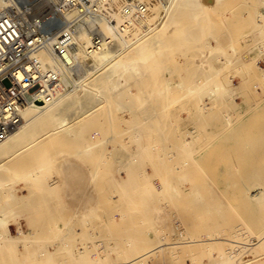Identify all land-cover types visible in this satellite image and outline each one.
I'll list each match as a JSON object with an SVG mask.
<instances>
[{"label":"rangeland","instance_id":"obj_1","mask_svg":"<svg viewBox=\"0 0 264 264\" xmlns=\"http://www.w3.org/2000/svg\"><path fill=\"white\" fill-rule=\"evenodd\" d=\"M198 1L200 4L196 8L197 14L194 16L196 17L194 20L186 22L184 20L185 10H181V15H179L180 10L174 6L162 24L156 26L150 33L132 45L133 49L150 35L156 36L159 40L155 48L132 56L134 62L139 63V68L143 70L139 75L141 79L137 81V74L132 78L126 79L125 77L123 79L127 84L124 85L125 80L120 78L119 82L124 87L117 91L118 95L114 97L117 100L103 94L105 90L101 91L100 95H103L101 104L83 122L75 125L77 132L72 138L64 137L72 142H61L60 137L44 140L39 138L40 144L37 143L38 139L37 142H34L37 147L33 146L38 148V152H23L20 159L24 160L21 163L18 162V166L11 165L14 167L13 169L7 166L9 169L6 168L4 171L1 169L0 264H5L2 260L4 258L1 256L7 257L8 255L5 254L3 245L5 242L8 245L10 241L5 234V228L9 227L11 235L16 236L15 222L22 224L23 236H30L26 241L22 238V241L24 240L23 242L26 243L24 245L37 247L36 251L32 249L33 253L29 249L32 255H29L30 252H26L29 258L19 256L20 253L26 251L20 241L16 244L17 247L13 246V251L18 249L11 254L16 256L17 264H30V261L38 264L40 261L42 262V259L44 264L46 258H50V256L54 261L53 264H97L99 259L106 261L108 258L109 261L113 258V261H117L118 258L134 256L135 249L137 250V248H133L134 246H139L137 251H141V248L145 246L144 239L139 238L141 235L150 241L152 239L153 243L156 241L157 243H172L192 239H213L212 242L199 243L197 247L186 244L175 245L170 250L169 247L165 251H159L151 257H147L150 260L144 259L146 261L144 263L140 261L142 264H213V262L227 264L224 262L231 260L236 254L238 255L241 248L239 250L238 246L240 245L238 244L236 247L234 244L236 251L233 244L229 245L225 239L240 240L247 244L254 242L256 237L264 231V195L259 199H249L252 190L255 188L264 189L260 178L264 172V159H260L248 151L249 147L258 145V142L253 143V141L261 137L262 132L258 127L264 125V0ZM40 5L36 12L47 5L46 0H42ZM193 13L195 14L194 11ZM159 18L160 16H156L154 21ZM169 19L171 22L168 23ZM188 31L195 37L185 39L184 35ZM174 37L175 39H173ZM134 67L136 66L134 65ZM139 68L137 67V69ZM156 104L160 109L156 110L158 115L154 121L148 122L142 116L132 112V110L140 111ZM149 123L156 124L160 132V136H157L159 139H156V134L141 131ZM137 132L141 133L140 142L147 147L143 146L145 150L148 149L147 145L151 142L154 144L152 147L156 146V141H161L167 148L163 152L164 155L167 154V158L165 157L166 159L162 162L163 168L159 167L160 173L157 172L158 167H156L157 175L154 174L155 166L153 167L151 161L156 158L155 155L153 158L152 154L156 153L157 156L159 152L153 151L151 146L149 149L152 151L149 149L147 151L139 149V151L138 148H142V145L139 146L138 144L141 143L137 141V144L135 141L138 139L135 138ZM108 137H112L113 141H108ZM29 144L31 147L33 143H28L24 148H30ZM120 151L121 153L128 152V154L130 152L129 157L121 155ZM17 153L14 152L10 157L15 158ZM73 160H78L88 170L96 172L93 175H96L93 181H96L98 185L96 189L94 187L95 195L98 194L96 196L98 198L97 201L94 200L92 212L93 209L99 210L98 213L102 214L99 217L103 216L101 219L99 218L100 222L96 221L94 217H88L89 213H87L88 215L84 213V217L82 209L77 205L81 211L78 214L79 209L73 207L75 201L69 200L70 190L66 183L67 176L62 174L63 170L57 165L61 163L66 166ZM15 161L17 162V160ZM155 163L153 164L156 165ZM119 164L121 168L124 167V164H128V168L126 167L128 176H126L127 171L123 170L124 168L123 171H120ZM248 172H256V176H249ZM111 179L116 181L109 182ZM106 182L109 184L118 182V184L114 187L112 185L113 189L109 192L104 187ZM44 186L50 188V193L46 192ZM110 186L107 187L111 189ZM129 186L135 187L132 188L135 194L137 190L136 195L139 194L145 199L139 201L141 197L136 196L135 199L133 195L131 197L132 189L130 190ZM27 187L31 189L33 195L30 190L27 192ZM124 187L127 189L129 187V193L126 188L127 192L124 191ZM137 188H141L142 191ZM105 191L108 194L111 193V196L108 197ZM29 192L30 196L32 195L31 199L26 198ZM104 193L107 196L105 199L103 198ZM39 194L43 195L42 200ZM45 194L48 196L47 199L45 198L48 204L49 196L52 194L53 198L51 199L57 207L68 204L70 210L67 212L68 209L65 211L63 209L60 212L62 209H57L52 200L49 205L46 204L44 202L46 201ZM128 194H130L128 197L134 200L128 201L131 199L129 198L126 201L132 206L129 207L130 211L126 207L125 210L121 207L123 212L126 210L135 211L137 206L136 208L133 206L141 203V208H139L140 205L138 207L140 211L148 213L150 209L154 211L156 207L161 208L162 211L165 209L163 214L168 211L167 214H164L168 216L170 212L173 217L169 215L168 219L171 222L170 218H172L173 222L162 225L164 215L162 217V213L158 214L159 210L157 209L154 213L158 214L157 221L159 222L155 223L154 227L151 226L154 224L149 219L156 216L151 211L149 215L147 214L148 221L146 222H149L148 225L151 223L149 230L145 229L146 227L142 229L144 224L142 227L138 223H136L138 229H142L140 231L136 229V232H131L129 229L133 224H128L130 228L127 229L122 227V224L124 226L127 223H122L121 219H125V217H122L121 214L124 216L126 214L119 211L120 208H117V205L119 207L125 202L121 198L123 201L121 203L119 197ZM241 194L245 199L239 198ZM146 196H153V198L156 196V201L151 200L152 197H149L150 201H146ZM160 196L165 198L162 200ZM169 196L174 197L173 200H168ZM41 201L48 205V208L50 206L49 210L53 207L56 209L55 213L59 210L58 213L63 215L58 214L57 217L53 213L56 220L50 216L53 211L50 213L45 207V210L47 209L50 213L48 217H53L54 221L51 222L49 217L50 220L45 218L49 223H45V220L40 223L39 218L43 219V216L39 215V211L45 213L44 209H41L42 211L39 210L40 208L35 210V212L38 210L37 213L40 216L38 221L37 218H34L33 210L30 211L31 206ZM145 203H148L147 206H142ZM154 203H156L155 209L152 207ZM43 204H37L33 206V209ZM71 205L73 206L71 207ZM160 205L162 206L160 207ZM112 206L117 210L114 209L112 212ZM107 211L112 212V215L109 213L108 217L111 216V220L113 218V223L115 221L112 227L121 226L118 229L119 232L114 231L116 228L112 230L108 225L111 220L107 219L104 214ZM48 212L46 213L48 214ZM137 212L134 213L137 214ZM129 214L131 215L132 212ZM64 215L65 217L62 218ZM59 217L61 218L58 219ZM217 219L219 223L216 222ZM68 220L69 222H67ZM76 220L81 223H75ZM69 223L78 224L81 228L80 233L78 225L75 229V225ZM147 223L145 224L147 225ZM158 223L160 225L157 226ZM136 224L134 223V225ZM134 225L133 230H135ZM31 226L33 229L35 227L34 231ZM108 226L109 228H107ZM70 227H73L72 231H75V235L68 233L71 231ZM93 227L97 228L99 232L93 230ZM151 227L153 228L151 229ZM122 229L128 231L124 232V237L131 236L127 239L124 238L120 232ZM135 235L140 236L135 237ZM91 241L102 246L109 245L112 249L103 246L98 254V251L95 252L91 249L90 246L93 243ZM119 243H123L124 246L127 244L128 247L127 245L125 247L130 248L131 251L133 248L132 253H134L131 255L128 250L127 254L124 246L118 245L120 248L116 246ZM129 243H132V248L131 245L129 247ZM153 243H148V246ZM114 246L118 250H113ZM241 246L244 245L241 244ZM12 249L9 245V250ZM43 249L45 253L48 251L50 256L45 258ZM88 249H90L89 255L86 251ZM41 250L42 252H40ZM10 251L8 253H11ZM17 252L20 253L16 254ZM106 253H109L108 258ZM233 254L234 256L230 257ZM31 256L34 258L31 259ZM39 256L41 260H37V258L40 259ZM18 257L19 259H17ZM21 257L27 260L26 263L25 261L19 263V261H23ZM244 257L246 260H252V256L247 254L243 248V253L239 254L235 261L231 260L232 264ZM7 258L5 259L6 264L8 261L10 264L11 259ZM33 259H36L38 263ZM44 259L46 260L44 261Z\"/></svg>","mask_w":264,"mask_h":264},{"label":"bare ground","instance_id":"obj_2","mask_svg":"<svg viewBox=\"0 0 264 264\" xmlns=\"http://www.w3.org/2000/svg\"><path fill=\"white\" fill-rule=\"evenodd\" d=\"M29 1H31V2L27 4V6H26L27 8H25V9L27 10V12L31 10L34 13H36L37 9H39L38 7L41 6L40 3L42 2V0H29ZM55 1H57V0H46V3L47 4H48V2L53 3ZM7 4H8V0H0V8H4ZM60 4H61V6H59L56 9L54 16L56 15L59 18V23L62 26L61 27L62 34H65L68 38V43L65 47L66 48L65 51L61 55L59 53L54 52V50L52 49V43L55 42L56 38H51L49 43L46 42L43 46L39 47L37 50H34V52L32 53L33 54L32 57L36 58L43 65V67H49L55 71L56 79L49 84V88L53 94V99L51 102L44 103V104L41 102L40 103H30V104H27L20 109V111H19V115L21 118L20 124L17 127H15L4 140H2L0 142V171H1V169L3 171H4V169L6 170L7 166H10L9 168H11V169L14 168V167H11V165L12 166L13 165L18 166L19 164L17 165V163L18 162L21 163V161L24 160L22 158L20 159L21 154L23 152H27V151L30 153H32L34 151L38 152V148H35V147H37V145H36V143L34 144V142H37V140L39 138L44 140V139H48L51 137H60L61 142H63V141L72 142V140H70V139L66 140L64 137L72 138L74 136V133L77 132V129L75 130V125L80 123V122H83V120L88 115L92 114L95 111L94 109L99 104H101L102 99H103V95H100L101 91L105 90V92L103 94L108 95L109 96L108 98L117 100V98H114V97H117L116 95H118L117 91H119L120 88L124 87V85L127 84L126 80L123 78H125V77H126V79L132 78V77H134L135 74H137L138 75L136 77L137 81H139L141 79V77L139 75H140V73L143 72V70H142V68H139V66H140L139 63L134 62L135 60L133 59L132 56H133V54L139 55L141 53L146 52L147 50H150L151 48H155L156 45L159 43V40L157 39L156 36L150 35L148 38L144 39L142 41V43L140 42L133 49H132V45L135 44L137 41H139L144 36H146L148 33H150L156 26H158L159 24H162L165 21L166 16H168L169 12L172 10V8L174 6H176V9L180 10L179 15H181V10H185L184 20L186 22L188 20H194L196 18L194 16L197 14L196 8L199 7L200 3L198 0H62L60 2ZM193 11L195 12V14L193 13ZM156 16H160V18L158 20L154 21ZM169 22H171L170 19L168 20V23ZM194 37H195V35H194ZM194 37H193L192 33L189 31L187 32V34L184 35L185 39H192ZM173 39H175V37ZM147 41H149V42H147ZM134 65L136 67H134ZM137 67L139 69H137ZM120 78L125 80V82H126L123 86L119 82ZM157 109H160L158 104L151 106V107H148L146 109L140 110V111L132 110V112L134 114L142 116L143 119H145L146 121L151 122V121L156 120V118H157L156 117L158 115V113H157L158 111H156ZM258 129L262 132L261 137H259L258 139H255L253 141V143L255 141L258 142V145L255 144V146L249 147L248 151L250 154H252L254 156L256 155L260 159H264V125L263 126L260 125L258 127ZM141 131H143L144 133L147 132L148 134H153V135L156 134V136H155L156 139H159L157 136H160V132H159L155 123L154 124L149 123L148 125H146V127H143V129H141ZM133 134H134V132H133ZM140 134H141L140 132H137L135 138H138L139 140L136 139L135 140L136 142L137 141L140 142V140H141ZM40 139L37 142L38 145L40 144L39 143V141H41ZM107 140L113 141L112 137H108ZM74 142H76V141L74 140ZM138 142H137V144H138ZM28 143H31V144L33 143V144L31 147H30V144L28 145L30 148H28V147L24 148L25 146H27ZM140 143L141 144H138V145L139 146L142 145V148H143V146H145V145L142 142H140ZM155 144H156V146L152 147L154 144H153V142H151L147 146H148V149L151 146L153 148V151L159 152V155H157V156H156V153L153 152L154 154H152V157L154 158V155H155L156 158L151 161L153 167L155 166L154 167V174L157 175L156 174V170H157L156 167H158L157 172L160 173L159 167L163 168L162 162L167 158L166 157L167 154L165 153V155H164L163 152L167 148L163 145V143L161 141H156ZM34 145H36V146L33 147ZM142 148H138V150L139 149L141 151L145 150L144 148L143 149ZM19 150H21V151L19 153H17V151H19ZM138 150H137V152H138ZM147 150H145V151H147ZM149 150L152 151L151 149H149ZM14 152L17 153V155H16L17 158L15 157V155H14L15 158L10 157ZM37 152H35V153H37ZM118 153H119V151H118ZM120 153H121V151H120ZM149 153H152V152H149ZM122 154L128 158L129 157L128 155L130 154V152H129V154H128V152L121 153V155ZM15 160H17V162ZM160 160H161L162 164L159 162ZM13 161L16 164H14ZM154 162H156L155 163L156 165L153 164ZM158 163H160V164H158ZM4 166H6V167H4ZM123 166H124L123 167L124 169L121 168L120 164H119V168H121L120 171L122 169L127 171L128 169H126V167L128 166V164L127 165L124 164ZM57 167L61 168L63 170L62 174L67 176L66 177V183H67L69 190H70L69 200L75 201L74 206L71 205V207L73 206V207H77V209H79L78 208V206H79L80 209H82L81 211H82L83 215H84V213H86V214L89 213L90 216H88V217H94V218H96V221H99L103 217V216H101V218L99 217L101 214V213H98L99 210L93 209L95 212L94 211L92 212V206H93L94 200L97 201V198H98V197H96V196H98V194L95 195V191H96L95 189H96V186H98V185H97L96 181H93V180H95V176H96V175L95 176H93V175L96 172L93 173L92 171L88 170L87 168L84 167L83 163L79 162L78 160H73V161L69 162L68 165L66 164V166L59 163L57 165ZM9 168H7V169H9ZM160 170H161V168H160ZM127 173H128V171L125 174H127ZM247 174L249 176H252V177L256 176V172H248ZM128 175L129 174H127L126 176H128ZM260 178H261V181L264 185V172L260 175ZM112 180L113 179H111L109 182H111ZM113 181H116V180H113ZM121 181L124 182V180H121ZM95 182H96V185H95ZM114 183H116V182H114ZM114 183L109 184L106 182V185H104V187L107 189V191H109V190L111 191L113 189L112 185L114 187L115 185L118 184V182L116 184H114ZM109 185H111L110 186L111 189L108 188ZM125 185H126V182H125ZM94 187H95V189H94ZM129 187H130V190L132 188H135L133 186L132 187L129 186ZM129 187H128V189H127V187H124V191L127 192V190H128V193H129ZM43 188L46 190V192L50 193V191H51L50 188H45V186ZM43 188L41 187V189H43ZM140 189H138V190H140ZM26 190H27V192H28V190L31 191V189H29L28 187ZM40 191H37V192L39 193ZM44 191H42V192H44ZM107 191H105V193H107L106 195H108V197H109V195L111 193L108 194ZM140 191H142V189ZM35 192H36V190H35ZM42 192H41V194H42ZM105 193L103 195L104 199H105V197H107V196H105ZM9 194H11V193H9ZM33 194L34 193L32 192V195ZM41 194H39V195H41ZM134 194H135V191H134V189H132L131 190V197H132V195L134 196L133 197L134 199L136 198V196L141 197L140 199L138 198L139 201H142L143 198L145 199V197H142L139 194L136 195L137 190H136V194L135 195ZM51 195L52 194H50V196H49L50 200H52L51 198H53V196L51 197ZM262 195H264V189L262 190L261 188H255V190L251 191V193L249 195V199H259L260 197H262ZM10 196H13V195H10ZM31 196H30V192H29L26 198L28 199V197H29V199H31L30 198ZM42 196L43 195L40 196L41 200H42ZM128 196H130V194L123 195L122 197L120 196L119 200H121V198H122L123 201H125L124 203H126V201L129 198H131ZM47 197L48 196L46 195L44 197V199L45 198L47 199ZM149 197L150 196H146V198H147L146 201H150L148 199H150L151 197H152L151 200L156 201V199H155L156 196H155V198H153V196H151L150 198ZM240 197L245 199L243 194L239 195V198ZM160 198L163 200L165 197L163 198L162 196H160ZM173 198L174 197L169 196V199L168 198L167 199L171 201V200H173ZM13 199H15V198L13 197ZM50 200H49V204H50V202L53 201V200L52 201H50ZM130 200L133 201L132 198L129 199L128 201H130ZM123 201L121 200V203ZM41 202L36 203L33 206H35L37 204H43V202L42 203ZM44 202H46V204H48L47 200ZM124 203H122V205L120 204L119 207L117 205V208H120L119 211H122V213L126 214L125 216H124V214H121V215H123L122 217H125V219L122 218L121 220L123 222L121 220L120 221L124 224L127 223V224H125L127 226L125 227V225L123 226V224L119 222V224H122V227H124L126 229L128 227L130 228V225H128V224L134 225V223L135 224L138 223L142 227L144 224V227L142 229H144L146 227L145 229L149 230L151 223L154 224V225H151L154 227L155 223L159 222V221H157L158 214L162 213V217H163L164 214L168 213V211L166 210L167 212L163 214V211L165 209L162 211V209L160 208L161 209V211H160V209H158L156 207V205H155L156 203H154L152 205L153 209H155L154 205L156 207V209L154 211L151 209L150 210L148 209L149 210L148 213L145 211H140V209H138L139 205H140L139 208H141V203H140L139 205L136 204L133 206L135 208L137 206V208L135 209V211H131L132 214L130 215L129 213H131V212H129L130 211L129 207L131 208L132 204H127V203L124 204ZM46 204L42 205L44 208L42 206L38 205L39 207L36 206V207H34L35 209H33V206H31L29 204V207L30 206L32 207V208L30 207L31 208L30 212H32V210H33V215L34 214L36 215L38 210L36 212H35V210L39 209V208H40L39 210L44 209L45 213L48 211L51 213L53 211L51 213V215L49 212H48V214L47 213L45 214V213H42L39 211V215L41 214V216H43V219H42V217L39 218L40 216H38V213L36 216L34 215V218L35 219L37 218V221H38V218L40 219V221H39L40 223L41 222L43 223L42 220H45L46 221L45 223H49L48 220H50V219L52 222V221H54L53 219L55 218V216L58 217V214L63 215L62 213L61 214L58 213L59 210L56 211L57 213H55L54 210H56V209L53 207H51V209H50L51 211H50L49 210L50 206H49V208L47 207L49 204L48 205H46ZM53 204H54V201H53ZM147 204L148 203H145L142 206L145 207V205L147 206ZM57 205H58V203H57ZM67 205L68 204H66V205L62 204L59 207H57L55 205V207L57 209L61 208L62 210H60V212H62L63 209H64V211H65V209H68L67 210V212H68L70 210L69 209L70 205H68V206ZM149 205L151 206V204H149ZM161 206L162 205H160V207ZM166 206L168 207L169 205L167 204ZM171 206H173V205L171 204ZM6 207L9 208L8 206H6ZM45 207L48 208V211H47V209L45 210ZM121 207L124 210L127 208V210H129V211L126 210V212H123L124 210H121ZM144 207H142V209H144ZM87 208L88 209L91 208V210H88ZM117 208L115 207L114 209L117 210ZM80 209L78 211V214L81 212ZM112 209H113V206H112ZM112 209H109V211H112ZM114 209L112 212H114ZM157 209L159 210L158 214L154 213ZM109 211H107L104 214L107 217V219L110 218V220H111V216L108 217V215H109V213H111V215H112V212H109ZM136 211H138L137 214L134 213ZM150 211L153 212L156 217H153L152 219L150 218L149 221L151 223H150V225H148L149 222L147 223L146 221H148L147 217H148L149 213H151ZM53 213H55L56 215L54 216ZM72 213L75 214L74 212H72ZM134 214H136V215H134ZM33 215H31V216H33ZM48 215L53 216L54 218L52 217L53 218L52 219L49 216L50 217V219H49ZM128 215H129V217H128ZM132 215H134L135 217ZM169 215L171 216L170 212H169ZM27 216H28V213H27ZM130 216H132L133 218ZM168 216L164 215L165 218L163 217L164 221H162V225H163V223L170 224L173 222L172 218H170L171 222L169 221L168 218L170 216L169 217ZM63 217H65V215L62 216V218ZM84 217H85V215H84ZM171 217H173V216H171ZM31 218H33V217H31ZM45 218H48V220ZM60 218L61 217H59L58 219H60ZM69 220L67 222H69ZM77 220L75 221V223L80 224L81 222H78ZM81 220H83V218H81ZM112 220H113V218H112ZM112 220L110 223L107 221L109 223V224L108 223L107 224L110 225V228L112 230H114L116 228L114 231L119 232L118 229H120L121 226L119 225L120 227H118V225L117 226L115 225V228L112 227L115 224V221L113 223ZM166 220H168V221H166ZM37 221L35 220V222H37ZM101 221H103V220H101ZM216 222L219 223V220L217 219ZM145 223H147L149 228H147L148 226ZM160 223H158L157 226L160 225ZM69 224L71 225L74 223H69ZM74 225H75V227L74 226L73 227L75 229H77L76 227L78 224H74ZM133 225L131 226L132 228L129 230L131 232H134V231L136 232L137 231L136 229H138L137 224L134 225L135 230H133ZM21 226H22V224H20L19 222L18 223L15 222V230L17 233L16 236L11 235V231H10L9 227L5 228V234L7 235V239H9L10 241H9V243L7 241L8 245H6V242H5V244L3 245V248L5 251V254H8L7 257H9V260L11 259L10 264H13V263L17 264L18 263V260H16V256H12L11 254H13V252L15 253V251H18V249H16V250L14 249V251H13L12 248H13V246L17 247L18 245H16V244L19 241H20V243L23 244L24 250H26V251L22 250L23 253L17 252L16 254L20 253L19 256L25 257L28 255V254L26 255V252L27 251L30 252L29 249L32 251V249L35 250V248H37V247L33 248L32 245H27V247L24 245L26 243H24L23 241L24 240L26 241L27 238L29 239L30 236L29 237H27L28 235L26 237L23 236L24 234H23ZM73 227H70L71 231L68 230V231H70L68 233L69 234L72 233L73 235H75V231L74 232L72 231ZM78 227H79V225H78ZM95 227H93V230L99 232V230H98L99 226H98V229ZM153 227H151V229ZM31 228L33 229L32 226H31ZM107 228H109V226ZM34 229H35V227H34ZM34 229H33V231H34ZM65 229H67V228H65ZM75 229H73V230H75ZM142 229L139 228L138 230L140 231ZM123 230L124 229H122V231ZM80 231H81V228L79 230V233H80ZM122 231L120 230V232L122 233V235L124 237L125 233L128 231L127 230H125L123 232ZM65 233L67 235H69L67 232H65ZM98 236H100L99 233H98ZM119 236H121V235L119 234ZM130 236H128V237H130ZM138 236H140V235H138ZM138 236L135 235V237H138ZM106 237L108 238V236H106ZM128 237H126V239ZM141 237L144 239L145 246L143 248H141V251L140 250L137 251L139 246H134L133 247L134 249L137 248V250L135 249V254H133L134 252L132 253V251H134L132 248V245H131L132 243L131 244L129 243V247L131 245L132 251L130 248H127L128 247L127 244H126L127 247H125L126 245L124 246L123 243L116 244V246L118 248H120L119 246H124L126 253L128 250H130L131 252L128 251V253H130L131 255L133 254L134 256L126 257L124 259L120 258L121 260L118 258L119 260L117 259V261H113V259H114L113 258L111 261H109V258H108L109 253H106L108 261L107 260L105 261V259H104V261H100L101 259H99L98 260L99 262L97 261V264H135L138 262H139L138 264H140L141 263L140 261H142L144 263V262L150 260V258L148 259L147 257H149V256L151 257V255H154V253L159 252V251H165L169 247H170L169 248V250H170L175 245L179 246V245L186 244V245H192V247H194V246L197 247V245L199 243L212 242L213 241L212 238H205V239H200V240L199 239L198 240L192 239V240H187L184 242H172V243H169V242L168 243H163V242L161 243L160 242V243H157V241H156V243L155 242L153 243L152 239L150 241L148 238L145 239L144 238L145 236L143 237L141 235L139 238H141ZM22 238L24 239L23 241H22ZM63 238H64V235H63ZM71 238H72V236H71ZM95 238L99 242V239H97L96 236H95ZM100 238L102 239L101 236H100ZM121 238H122V236H121ZM121 238H120V240H121ZM93 240H94V238H93ZM96 240H94V241H96ZM225 240L229 245L233 244V246H234V247L232 246L233 248H235L234 244H236V247L238 244L240 245L238 247H239V250L241 248V250H240L241 252H239L238 255L236 254L235 257H232V256H234V254L231 255L230 257H232V259H231L232 261H235L237 259V257H239V254L243 253V248L247 254H250L252 256V260H246L245 257L243 259L239 258V260H237V263H235V264H264V231L256 237V240L254 242H249L247 244H246V242L242 243L243 241H240V240H238V241L232 240V239H225ZM91 242H93V241H91ZM150 242L153 244L148 246V243H150ZM22 244H20V245L22 246ZM146 244L148 247L146 246ZM241 244L244 246H241ZM9 245H10V248L12 249L11 251L9 250ZM7 246H8V249H7ZM103 246L109 247V245H103ZM103 246L98 244V243L93 242L90 247L92 250H95V252L98 251V254H99V250ZM116 246H114L113 250L117 249ZM27 248H28V250H27ZM109 248H107V249H109ZM110 249H112V248H110ZM235 250L237 251L236 248H235ZM9 251L11 253H8ZM86 251H87V254L89 255L88 251H90V249H88ZM102 251H103V249H102ZM40 252H42V250ZM43 252L45 254V258H46V256L47 257L50 256L48 254V251H46V253H45V250L43 249ZM92 252H90V254H92ZM100 252H101V250H100ZM32 253H33V251H32ZM102 253H104V252H102ZM115 253H118V252H115ZM0 254H1V252H0ZM21 254H23V255H21ZM34 254H35V252H34ZM80 254H82V253H80ZM98 254H97V256H98ZM106 254H104V255L106 256ZM110 254H111V251H110ZM122 254H124V253H122ZM29 255H32L31 252ZM36 255L38 257V254H36ZM116 255H118V254H116ZM40 256H39V258H40ZM246 256H248V255H246ZM5 257H6L5 255H3V257L1 256V258H4V259H2V260H4L3 263L6 264L7 261L5 259L7 257L6 258ZM27 257H29V256H27ZM230 257H229V259H230ZM29 258H27V259L29 260ZM32 258H34V257L31 256V259ZM17 259H19V257ZM22 259H23V261H19V263H21V262L24 263V261L26 263L27 260H24V258H22ZM46 259L47 260L49 259V261H51L50 262L51 264L54 263V261H52V259H51V256H50V258L48 257ZM46 259H44V261ZM37 260H41V258L40 259L37 258ZM37 260L35 259L34 261L36 262ZM47 260H46V263H44V264L49 263V261H47ZM231 260H229V261L227 260V262L225 261L224 263L232 264L233 262ZM32 263L34 264L33 261H30V264H32ZM37 263H38V261H37ZM210 263H211V261H210ZM217 263L220 264L219 262H217ZM7 264H9V261ZM41 264H43V259H42ZM213 264H215V262H213Z\"/></svg>","mask_w":264,"mask_h":264},{"label":"built area","instance_id":"obj_3","mask_svg":"<svg viewBox=\"0 0 264 264\" xmlns=\"http://www.w3.org/2000/svg\"><path fill=\"white\" fill-rule=\"evenodd\" d=\"M61 1L48 2L36 13L25 9L29 0H8L0 8V142L20 124L22 107L53 99L49 84L56 79L55 71L43 67L32 53L51 38H56L54 52L65 51L68 38L54 16Z\"/></svg>","mask_w":264,"mask_h":264}]
</instances>
